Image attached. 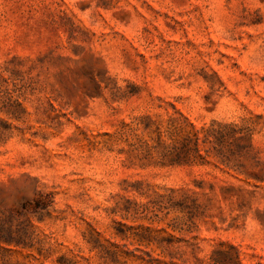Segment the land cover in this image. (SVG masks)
<instances>
[{
  "label": "rangeland",
  "instance_id": "obj_1",
  "mask_svg": "<svg viewBox=\"0 0 264 264\" xmlns=\"http://www.w3.org/2000/svg\"><path fill=\"white\" fill-rule=\"evenodd\" d=\"M0 264H264V0H0Z\"/></svg>",
  "mask_w": 264,
  "mask_h": 264
}]
</instances>
